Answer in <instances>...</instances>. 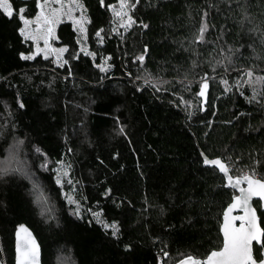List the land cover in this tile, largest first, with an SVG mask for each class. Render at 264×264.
I'll list each match as a JSON object with an SVG mask.
<instances>
[{
    "label": "trees",
    "instance_id": "trees-1",
    "mask_svg": "<svg viewBox=\"0 0 264 264\" xmlns=\"http://www.w3.org/2000/svg\"><path fill=\"white\" fill-rule=\"evenodd\" d=\"M81 1L88 53L70 22H60L62 66L20 56L33 45L18 31L19 8L33 17L35 0H11L15 18L0 12V159L12 160L0 174V264H13L21 223L36 236L42 264L203 259L222 245L221 216L236 191L203 165L201 153L219 156L233 176L254 169L264 178V81L249 85L240 75L251 68L253 80L264 76V0H132L136 23L117 33L107 8L115 0L105 8ZM202 17L207 31L197 41ZM141 55L143 62L135 59ZM62 165L71 167L57 185ZM37 194L48 213L38 210ZM67 195L79 202L80 216ZM253 204L264 229V211ZM93 212L115 222L118 235ZM257 248L254 257H261Z\"/></svg>",
    "mask_w": 264,
    "mask_h": 264
},
{
    "label": "snow or ice",
    "instance_id": "snow-or-ice-1",
    "mask_svg": "<svg viewBox=\"0 0 264 264\" xmlns=\"http://www.w3.org/2000/svg\"><path fill=\"white\" fill-rule=\"evenodd\" d=\"M60 5L59 7H52V3ZM119 9H112L111 5L108 7L113 11L114 16L119 18L120 26L126 30L132 27L136 21L133 19L132 15H129V9L135 7V5L130 4L129 0H119ZM35 7L39 9L36 12L35 17L32 19H26L25 6L19 8V20L23 23V27H20L18 31L20 35L25 37V39L31 40L33 45L36 47V51L25 56L24 53H20L22 59H32L38 52L43 53L45 58L49 55H55V62L67 64V60L62 59V54L67 51L66 47L53 48L50 44V40L56 39L55 36V26L60 23L62 18H68L73 21V26H78V31L83 33L84 21L86 16L84 15L85 9L81 0H68L67 5L64 0H35ZM79 8L81 10V15L79 18L73 16V12ZM0 12L9 18L16 17V9L14 8L11 0H0ZM206 15V14H205ZM142 23V22H141ZM35 24V28L31 25ZM147 27V25H144ZM115 31V29H113ZM207 31V25L202 22L199 28V35L196 36L197 41H202L204 39V33ZM96 35L100 36V31L96 32ZM39 41H43L44 47H39ZM79 42V41H78ZM75 58V57H73ZM139 61L143 62L144 56L141 55L136 57ZM231 59V57H229ZM101 72L105 71V67L97 65ZM241 76H247L249 79L244 81L245 83L252 85L254 83L264 81V76H256L253 80V69L249 68L240 73ZM207 74L200 78V91L199 96H205V90L207 88ZM221 83L225 85V90H228L229 81L221 78ZM239 85L240 81H236ZM255 93V89H253ZM255 94L252 99L254 100ZM19 107L23 108L24 105L21 103ZM124 129L121 128L120 132L123 133ZM37 152L40 151L39 148L36 149ZM204 157L203 163L205 165H212L219 169V172L223 174L226 180V186H230L239 195H233L231 198V203L227 205L224 209L223 217L224 223L220 226V231L223 234V244L222 247L218 249H213L204 256L203 259L197 256L188 254L183 256L177 264H264V258L254 257V246H258L256 250L264 249V229L257 224V209L253 208L250 201L253 197H258L259 201H264V178H257V173L253 169L250 172H241L238 175H230L229 167L222 162L220 158L209 159L201 153ZM59 163V162H58ZM71 166H61L57 170V175L55 177V182L57 185L62 184V175L67 176V169ZM246 184V187H242L241 184ZM71 184V181H69ZM33 189L38 190V186L33 182ZM67 202L69 204H76V208L73 210L72 214L76 216L81 215L80 205L78 201H74L71 195L66 196ZM41 202V198H37V203ZM235 208H241L243 210V215L232 216L231 211ZM93 217L97 219L98 223H102L105 229L111 228L112 235L115 237L118 235V229L116 223L112 224L104 223L99 220V213L93 212ZM239 220L238 226L233 224V221ZM23 234V235H22ZM16 264H38L39 248L36 244L32 233L29 231L24 224H19L16 228ZM128 248V245H125ZM165 256L169 253L165 252ZM261 256H264V252H261Z\"/></svg>",
    "mask_w": 264,
    "mask_h": 264
},
{
    "label": "rangeland",
    "instance_id": "rangeland-1",
    "mask_svg": "<svg viewBox=\"0 0 264 264\" xmlns=\"http://www.w3.org/2000/svg\"><path fill=\"white\" fill-rule=\"evenodd\" d=\"M64 3L67 5V3H68V0H64ZM81 3L84 5V3L81 1ZM129 3L130 4H132L133 2H132V0H129ZM109 5H111V7H112V9H119V7H120V5H119V0H115V1H113V2H111V3H108L107 4V8H108V10H109V12H110V18H111V32L113 33V32H115V33H117L118 32V30L120 29V28H123V27H121L120 26V22H119V18H117V17H115L114 16V13H113V11L108 7ZM60 5H58V4H55L54 2L52 3V7H59ZM84 9H85V12H84V15L86 16V20L84 21V29H85V31L83 32V33H80L79 31H78V26L77 27H74L73 26V21L71 20V19H68V18H62L61 19V21L60 22H63V21H68V22H70V24L72 25V27H73V29L75 30V32H76V35H77V38H78V46H79V49L81 50V51H83L84 53H88V46H87V44H86V36H87V34H86V26H87V23H88V18H87V14H86V6L84 5ZM37 11H39V9H37ZM80 15H81V10L79 9V8H77L74 12H73V16L74 17H77V18H79L80 17ZM129 15H130V9H129ZM35 17V15L33 16V17H30V18H27L26 17V19H32V18H34ZM59 24V23H58ZM57 24V25H58ZM57 25L55 26V31H56V28H57ZM24 25H23V23H22V26L21 27H23ZM33 28H35V24H32L31 25ZM113 29H115V31H113ZM124 29V28H123ZM55 36H56V32H55ZM24 39H25V37H23ZM26 40H28V39H26ZM31 41V40H30ZM32 42V41H31ZM39 43V47L40 48H43L44 47V44H43V41H39L38 42ZM50 44H51V46L53 47V48H60V47H65V46H63V45H60V44H57V40L56 39H54V40H50ZM32 45H33V42H32ZM36 51V47L33 45V48H32V51L30 52V53H32V52H35ZM29 53V54H30ZM28 54V55H29ZM64 54H65V52L62 54V59L63 60H65V57H64ZM37 55H40L41 57H45V55L43 54V53H40V52H38L35 56H37ZM27 56V55H26ZM35 56H33V57H35ZM48 57H50V58H52L54 61L56 60V57H55V55H49ZM60 64V63H59ZM61 65V64H60ZM99 65H101V66H104L105 68H107L108 67V63H107V60H104L102 63H100ZM10 163H12V160H11V158H10V155H6L4 158H2V159H0V174H6L7 173V171L10 169ZM237 168H239V167H237ZM253 170V169H252ZM251 170V171H252ZM240 171V173L243 171V172H248V170L247 169H240L239 170ZM256 171V170H255ZM257 173V172H256ZM259 176V174L257 173V177ZM30 178H32V177H30ZM36 192H37V189H33V191H32V193H31V196H32V198H34L35 197V195H36ZM38 197H40V196H38V194H37V196H36V201H37V198ZM45 198L46 197H41V202L40 203H37V205H38V210L41 212L42 210L43 211H45L46 213H48V211H49V209H50V205L49 204H47V202H46V200H45ZM255 201V200H254ZM255 206V205H254ZM53 209V207H52V205H51V210ZM3 261H4V259L2 260V263H3ZM58 264H62V263H58ZM63 264H69L68 263V261L66 260V262L64 261L63 262Z\"/></svg>",
    "mask_w": 264,
    "mask_h": 264
},
{
    "label": "water",
    "instance_id": "water-1",
    "mask_svg": "<svg viewBox=\"0 0 264 264\" xmlns=\"http://www.w3.org/2000/svg\"><path fill=\"white\" fill-rule=\"evenodd\" d=\"M101 1V5H102V7L103 8H105V0H100ZM137 2V0H135V2H134V4ZM145 49H146V47H145ZM199 91H200V88H199ZM206 96H207V91L205 90V96H203V97H201V105H202V109H203V107H204V104H205V101H206ZM204 156H206L205 154H204ZM202 157V163H203V159H204V157L203 156H201ZM207 158H209V159H214V158H220L219 156L218 157H213V158H210V157H208V156H206ZM221 159V158H220ZM222 160V159H221ZM222 162L223 163H225L223 160H222ZM226 164V163H225ZM203 165H205L204 163H203ZM227 166V165H226ZM213 167H215V166H213ZM216 168V167H215ZM216 169H218V168H216ZM218 171H219V169H218ZM222 174V173H221ZM229 174L231 175V173H230V171H229ZM223 175V174H222ZM241 186L242 187H246V184H241ZM233 189V188H232ZM235 190V189H234ZM236 191V190H235ZM236 195H239V193H238V191H236ZM254 200H258L259 201V198L258 197H253L252 198V200L250 201V204H251V206L253 207V208H255L256 209V207L254 206V204H253V201ZM260 202V208H261V210L262 211H264V201H259ZM229 203H231V201L229 202ZM228 203V204H229ZM227 204V205H228ZM227 205H226V207H227ZM225 207V208H226ZM224 208V209H225ZM223 212H224V210H223ZM230 215H232V216H240V215H243V210L241 209V208H235V209H233L232 211H231V213H230ZM224 223V217H223V213H222V216H221V224H223ZM239 223H240V221L239 220H235V221H233V224H235L236 226H238L239 225ZM21 224H24L25 225V227H27L28 229H29V231L32 233V236H33V238L35 239V241H36V244L38 245V248H39V255H38V264H42V262H41V247H40V244H39V242H38V240H37V238H36V236L34 235V233H33V231L31 230V228H29L25 223H21ZM221 224H220V226H221ZM257 224H258V226L259 227H261V229H262V226H261V224H260V217H259V214H258V210H257ZM18 226V225H17ZM17 226H16V228H17ZM16 228L14 229V232H13V264H16V235H15V233H16ZM220 234H221V237H222V244H223V234H222V232L220 231ZM23 235V234H22ZM221 247H222V245H221ZM261 252H264V249H261ZM261 258H264V256H261ZM179 261V260H178ZM177 261V262H178ZM177 262L175 263V264H177Z\"/></svg>",
    "mask_w": 264,
    "mask_h": 264
},
{
    "label": "flooded vegetation",
    "instance_id": "flooded-vegetation-1",
    "mask_svg": "<svg viewBox=\"0 0 264 264\" xmlns=\"http://www.w3.org/2000/svg\"><path fill=\"white\" fill-rule=\"evenodd\" d=\"M261 258V257H260Z\"/></svg>",
    "mask_w": 264,
    "mask_h": 264
}]
</instances>
